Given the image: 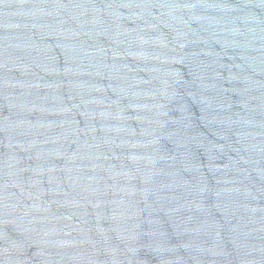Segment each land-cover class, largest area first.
<instances>
[{
	"label": "water",
	"instance_id": "water-1",
	"mask_svg": "<svg viewBox=\"0 0 264 264\" xmlns=\"http://www.w3.org/2000/svg\"><path fill=\"white\" fill-rule=\"evenodd\" d=\"M0 264H264V0H0Z\"/></svg>",
	"mask_w": 264,
	"mask_h": 264
}]
</instances>
